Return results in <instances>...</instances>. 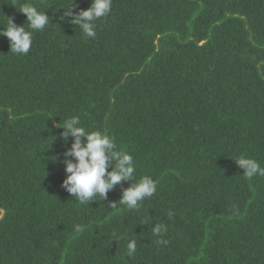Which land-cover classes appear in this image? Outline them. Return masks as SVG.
Returning <instances> with one entry per match:
<instances>
[{
	"label": "trees",
	"instance_id": "obj_1",
	"mask_svg": "<svg viewBox=\"0 0 264 264\" xmlns=\"http://www.w3.org/2000/svg\"><path fill=\"white\" fill-rule=\"evenodd\" d=\"M26 2L49 23L26 55L0 35V264H264V176L234 160L264 168V0H112L95 38L66 15L91 0ZM18 10L0 0V26L27 29ZM72 116L136 167L87 205L62 187ZM145 175L156 193L127 210Z\"/></svg>",
	"mask_w": 264,
	"mask_h": 264
},
{
	"label": "clouds",
	"instance_id": "obj_2",
	"mask_svg": "<svg viewBox=\"0 0 264 264\" xmlns=\"http://www.w3.org/2000/svg\"><path fill=\"white\" fill-rule=\"evenodd\" d=\"M18 2V11L25 15L28 28L16 25L14 18H6L7 25L0 26V35L8 38L11 52L26 55L32 46L33 32L43 31L49 23V17L26 0H18ZM111 8L112 0H91L87 9L75 13L69 8L66 15L72 17L71 23L78 25L84 36L95 38L97 34L95 21L108 16ZM60 127L64 129L61 133L62 140L66 142L69 135L73 138L71 147L65 153L66 157L73 159L65 160L64 170L67 176L62 187L75 197L79 204L87 205L92 200L104 199L107 193L121 181L134 178L136 167L133 156L118 149L113 137L100 131L86 130L79 116L65 119ZM82 138H84L83 142ZM234 160L243 170L244 177L251 179L257 175L264 176V168L257 160L244 155ZM110 167L111 171H108ZM156 191L157 184L152 177L145 175L138 180L135 177V183L123 190L119 203L127 210L137 209L141 206V202L152 197ZM3 211L0 209V219L3 218ZM168 216L169 218L173 216L171 210ZM167 231V225L164 223H156L153 226L152 234L157 237L155 240L157 245L166 246L169 243L164 239ZM119 238L126 237L121 234ZM136 251V240H128L126 255L132 257Z\"/></svg>",
	"mask_w": 264,
	"mask_h": 264
}]
</instances>
